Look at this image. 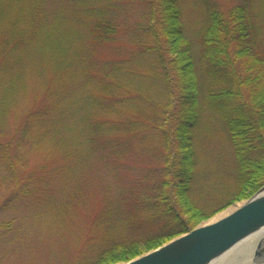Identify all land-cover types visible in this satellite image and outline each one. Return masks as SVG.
<instances>
[{"label":"trees","instance_id":"obj_1","mask_svg":"<svg viewBox=\"0 0 264 264\" xmlns=\"http://www.w3.org/2000/svg\"><path fill=\"white\" fill-rule=\"evenodd\" d=\"M119 1L69 0L66 13L0 0V179L14 214L0 234L24 221L59 235L79 215L66 264L131 261L264 186V0H207L196 37L183 0H142L131 52L115 50ZM214 120L233 162L201 170L195 131ZM101 176L97 209L87 180Z\"/></svg>","mask_w":264,"mask_h":264},{"label":"rangeland","instance_id":"obj_2","mask_svg":"<svg viewBox=\"0 0 264 264\" xmlns=\"http://www.w3.org/2000/svg\"><path fill=\"white\" fill-rule=\"evenodd\" d=\"M68 1L69 0H54V7L61 12L67 13V9L69 8ZM206 1L207 0H183L184 25L188 36H197V32L205 20ZM215 2H218L224 7H230L239 3L240 0H215ZM51 3L52 2H50V4ZM261 9L260 7L259 10ZM114 13L119 17L122 28V33L120 32L121 34L118 37L121 43L116 45L115 50L117 49V51L120 52L123 47L127 52L134 51V46L129 43L130 34L132 35L135 32L136 27L140 23L146 24L147 20H144V16L147 13V7L142 3V0H120ZM261 16L264 22V13L261 14ZM105 55L107 56V51ZM204 117L213 120V118L209 116L204 115ZM216 120L220 121L218 118H216ZM204 123L205 121L203 124ZM223 123L218 122L216 124L214 120L209 124H201L195 131L194 143L201 170L206 168L210 169L211 167L214 168L217 162L220 161L224 164L233 162L231 136L227 126L224 127L226 124ZM204 130H206V133ZM108 181L110 180H107V178L103 176L96 177L95 180H87L88 184L91 186L87 194L91 195L90 197L94 200L97 209H101L104 205V199L106 197L104 185H106ZM222 182H219V180L216 181L214 189L222 186ZM12 189L13 188L7 184L5 180L0 179V221L5 217L13 218L12 215L14 214L2 209L11 198ZM220 190L221 189H217L213 191L214 193L212 194L217 196ZM199 193L200 194H194L195 200L206 203V200L210 199L209 196L202 192V186L200 187ZM247 201L248 199H244L229 206L211 219L200 222L196 228L212 224L210 222L213 220L219 221L222 219L220 217L224 216L228 211L233 210L232 212H234ZM77 217L78 222L75 224L68 222L67 228L62 229L59 235L52 231L51 224L48 222L45 224L35 222L37 225L30 226L31 224L27 225V223L22 221V226H18L11 231L2 232L0 234V264H66V262L75 255L76 237L83 233L86 226V222L79 215ZM20 227H22V229Z\"/></svg>","mask_w":264,"mask_h":264},{"label":"water","instance_id":"obj_3","mask_svg":"<svg viewBox=\"0 0 264 264\" xmlns=\"http://www.w3.org/2000/svg\"><path fill=\"white\" fill-rule=\"evenodd\" d=\"M260 231H264V186L242 207L219 221L197 227L123 264H214ZM253 264H264V245L257 246Z\"/></svg>","mask_w":264,"mask_h":264},{"label":"bare ground","instance_id":"obj_4","mask_svg":"<svg viewBox=\"0 0 264 264\" xmlns=\"http://www.w3.org/2000/svg\"><path fill=\"white\" fill-rule=\"evenodd\" d=\"M232 211H228L220 218L226 217ZM215 221L210 223H215ZM259 244L264 245V231H260L239 243L214 264H253L254 252Z\"/></svg>","mask_w":264,"mask_h":264}]
</instances>
